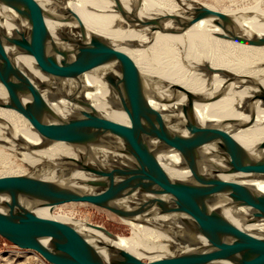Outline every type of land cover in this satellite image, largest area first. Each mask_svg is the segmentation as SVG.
Wrapping results in <instances>:
<instances>
[{"label": "bare ground", "instance_id": "6f19581e", "mask_svg": "<svg viewBox=\"0 0 264 264\" xmlns=\"http://www.w3.org/2000/svg\"><path fill=\"white\" fill-rule=\"evenodd\" d=\"M32 1L37 6L43 41L49 47L58 49L65 45L63 40H77L79 32L86 30L109 46L151 87L177 85L183 88L191 95L197 125L217 133L235 155L254 153L264 142V46L224 40L220 37L223 32L202 16L194 18L177 34L153 30L166 25L177 29L191 19L194 11L205 10L231 17L229 10V13L219 12L209 6L191 4L193 0H180L188 5L175 0ZM260 8L255 6L247 11L233 12L235 28L243 37L264 36V10ZM69 11L75 14L77 21L71 18ZM22 31L23 22L17 7L8 0H0V33L19 37ZM132 45L138 48L131 49ZM9 57L28 93L36 92L46 97L65 123L69 124L70 118L79 114L76 99L81 97L101 119L137 132L167 179L197 183L193 171L172 143L144 136L137 121L123 110V102L131 106L126 92L123 90L121 97L119 91L109 87L99 68L60 69L39 57L17 51H10ZM53 90L58 94L51 95ZM0 96H4L0 98L1 104L8 103L9 94L1 81ZM147 103L151 121L185 134L181 125L162 117L180 111L178 100L149 98ZM186 137L201 157L224 165L217 145ZM84 155L89 161L133 168L118 142L85 150ZM66 159H78L73 146L64 140L45 138L41 126L28 112L0 106V182L37 176L46 182L75 185L99 177L96 172L66 175L52 169ZM215 178L264 194V177L255 176L246 168L218 174ZM95 205H101V201ZM68 207L67 204L35 207L33 213L41 225L60 240L68 231L78 230L139 259L146 257L152 263L174 262L190 250L188 243L208 245L183 223L184 216L177 211L146 220L115 215L132 229L130 238L123 239L89 229L88 223L85 224L89 228L80 221L63 217ZM254 212L247 206L221 209L224 218L241 236L263 245L264 220H254Z\"/></svg>", "mask_w": 264, "mask_h": 264}, {"label": "water", "instance_id": "95a60500", "mask_svg": "<svg viewBox=\"0 0 264 264\" xmlns=\"http://www.w3.org/2000/svg\"><path fill=\"white\" fill-rule=\"evenodd\" d=\"M18 9L23 22L19 37L0 33V81L9 94L1 107L23 110L41 126L45 138L60 139L73 146L78 159H66L52 169L61 174L96 172L94 180L69 185L46 182L37 176H26L0 182V237L17 246L39 254L48 264H164L145 263L131 253L102 242L78 230H70L60 239L47 231L33 213L35 207H54L67 203L101 201L102 208L136 220L151 219L168 212L182 214L183 223L196 231L207 246L188 243L190 250L169 264H264V244L247 241L229 224L221 213L224 207L247 206L255 210L254 220H264V194L218 181L215 176L248 169L264 177V142L254 153L237 156L227 143L209 127L197 125L191 95L177 85L169 88L148 85L103 41L82 30L77 40L65 39V45L53 49L43 41L37 6L32 0H8ZM71 18L77 17L69 11ZM202 16L217 26L224 40L264 46V36L243 37L235 28L233 18L211 11H194L177 29L158 27L165 33H180L196 17ZM10 51L39 57L60 69L65 67H97L109 87L124 90L131 106L122 104L143 130L146 138L172 143L197 183L170 181L161 173L152 158L149 146L139 134L116 127L95 114L87 102L78 97L79 114L65 123L43 95L25 88L23 79L9 57ZM215 72V71H214ZM166 93V94H165ZM51 95L58 94L53 90ZM178 100L181 109L164 114L172 124L182 126L186 135L217 145L218 165L201 157L186 135L169 126L151 121L147 100L168 98ZM122 99V98H121ZM118 142L126 152L128 169L104 162L89 161L85 150ZM92 229L114 236L104 227L88 223ZM186 245V244H185Z\"/></svg>", "mask_w": 264, "mask_h": 264}, {"label": "rangeland", "instance_id": "374dc122", "mask_svg": "<svg viewBox=\"0 0 264 264\" xmlns=\"http://www.w3.org/2000/svg\"><path fill=\"white\" fill-rule=\"evenodd\" d=\"M178 3L183 5H188L189 3H184L180 0H175ZM201 4L205 6L212 7L214 10L219 12L230 11L231 18L233 17L234 11L249 10L253 7L260 8L264 10V0H193L191 4ZM228 12V11H227ZM229 13V12H228ZM232 13V14H231ZM253 14V13H251ZM229 16V15H228ZM133 46V45H132ZM129 46L131 49H137L136 46ZM4 96H0L2 98ZM1 170V169H0ZM67 209L63 211L62 216L74 222L82 223L86 226L85 223H91L93 225H98L104 227L113 235L128 239L132 235V229L120 222L114 214L108 211L105 208L99 207L95 204H90L88 202H74L67 203ZM72 205V206H71ZM72 217V218H71ZM89 228L88 226H86ZM91 229V228H89ZM145 263H152V261L146 257L141 258ZM144 259V260H143ZM146 259V260H145ZM0 264H45L40 258L36 255L26 252V251H16L11 248H3L2 240L0 238Z\"/></svg>", "mask_w": 264, "mask_h": 264}, {"label": "built area", "instance_id": "2783aa9c", "mask_svg": "<svg viewBox=\"0 0 264 264\" xmlns=\"http://www.w3.org/2000/svg\"><path fill=\"white\" fill-rule=\"evenodd\" d=\"M0 238H1V237H0ZM1 240H2V246H3V248H11V249L16 250V251H19V252H21V251L30 252V253L36 255L38 258H40L45 264H48V263H47V262H46V261H45V260L39 255V254H37V253H35V252H32V251H28V250L20 249V248H18L17 246L11 244L10 242L6 241V240L3 239V238H1Z\"/></svg>", "mask_w": 264, "mask_h": 264}]
</instances>
